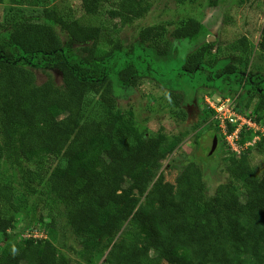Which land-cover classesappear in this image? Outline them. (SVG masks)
Returning <instances> with one entry per match:
<instances>
[{
	"label": "trees",
	"instance_id": "trees-1",
	"mask_svg": "<svg viewBox=\"0 0 264 264\" xmlns=\"http://www.w3.org/2000/svg\"><path fill=\"white\" fill-rule=\"evenodd\" d=\"M57 1L0 0L11 6L36 2L51 9L52 21L0 23V39L7 33L12 46L10 52L0 43V163L10 161L22 172L21 188L0 182V202L18 209L46 185L64 205L67 224L82 249L93 253L109 248V264H264V169L250 166L245 155L228 157L230 180L212 197L195 162L179 168L175 183H155L167 155L159 154L166 137L147 135L118 108L107 70L120 64L123 44L117 41L103 50L102 26L90 20L113 0H81L84 18L61 14ZM121 1L120 10L133 18L149 11L146 0ZM58 26L82 46L78 51L67 49ZM202 28L190 18L174 34L193 40ZM163 30L149 26L140 31L141 40L156 43L161 55L169 49L159 45ZM262 32L264 51V27ZM209 46L189 55L187 73L203 69ZM27 57L54 67L62 83L49 78L37 84L34 71L20 61ZM235 69L230 65L227 72ZM116 75L118 83L135 85V62L124 58ZM250 93L259 94L260 102L258 113L248 114L264 125V79ZM237 110L246 113L238 104ZM234 129L229 125V132ZM253 135L244 130L240 142ZM263 143L264 135L256 145ZM55 220L36 227L48 231ZM12 224L0 207V235ZM0 264H70V259L55 252L49 241L27 237L6 246Z\"/></svg>",
	"mask_w": 264,
	"mask_h": 264
},
{
	"label": "rangeland",
	"instance_id": "rangeland-1",
	"mask_svg": "<svg viewBox=\"0 0 264 264\" xmlns=\"http://www.w3.org/2000/svg\"><path fill=\"white\" fill-rule=\"evenodd\" d=\"M121 2L113 0L106 4L99 15L90 20L102 26L103 50H111L113 44L120 41L123 49L119 53V63L124 58L135 62V85L118 83L116 71L120 64L115 70H107L114 85L118 108L147 135L161 134L166 137L159 154L167 155L162 158V168L155 183H175L179 168L195 162L203 170L207 196L212 197L218 186L230 180L228 157L237 154L241 158L245 155L250 166L262 171L264 143L257 147L253 135L249 148L234 152L222 133L215 111L210 110L209 102L236 97L242 111L258 113L256 108L260 97L259 94L252 96L250 89L264 79V51L260 46L264 0H146L149 11L140 19L121 11ZM56 5L63 15L85 17L81 0H58ZM50 12V8L40 7L36 2L26 6L0 4V23L30 18L51 23ZM190 18L202 24L200 34L193 40L176 38V28ZM149 26L164 27L159 45L169 48L166 54L161 55L156 43L141 40L140 31ZM57 30L67 49L76 52L82 47L73 42L60 26ZM7 35L3 34L2 37L6 38L0 39V43L12 52ZM207 44L210 46L203 69L187 73L184 65L189 55ZM20 61L34 71L37 84L41 85L49 78L56 84L62 83L60 72L40 59L27 57ZM230 65L237 69L234 73L227 72ZM238 73L247 75L248 81L241 79ZM252 97L251 104L245 106ZM260 114L264 116V110ZM215 135L218 146L207 154L205 147L213 143ZM3 138L0 127V141ZM21 174V169L14 163L7 160L0 163V182L21 188ZM37 194L29 197L28 204L19 205L18 209L0 202L5 215L13 222L7 234L0 235V253L6 246L34 234L38 223L43 228V224H50L56 219L48 231L43 229L45 234L42 238L49 241L55 252L66 254L70 264H109V248L93 253L82 249L67 224L64 205L48 193L46 185L39 187ZM140 199H144L143 195Z\"/></svg>",
	"mask_w": 264,
	"mask_h": 264
},
{
	"label": "built area",
	"instance_id": "built-area-1",
	"mask_svg": "<svg viewBox=\"0 0 264 264\" xmlns=\"http://www.w3.org/2000/svg\"><path fill=\"white\" fill-rule=\"evenodd\" d=\"M209 103L210 107L215 111V117L220 121L224 137H226V140L228 139L227 141H229L234 152H240V150L252 145V141L240 142L241 133L244 130L255 132V139L253 138L255 143L264 135V125L255 121L253 117L249 116L250 114L241 113L237 110V98L225 97ZM229 125L235 126L233 132H229ZM42 230V228L35 230V233L31 234L30 237L43 238L45 231L43 230L42 232Z\"/></svg>",
	"mask_w": 264,
	"mask_h": 264
},
{
	"label": "water",
	"instance_id": "water-1",
	"mask_svg": "<svg viewBox=\"0 0 264 264\" xmlns=\"http://www.w3.org/2000/svg\"><path fill=\"white\" fill-rule=\"evenodd\" d=\"M213 141H214V143L212 144L211 147H209L210 151L207 150L208 151L207 154H211L217 148V146H218V144H217V135L214 136Z\"/></svg>",
	"mask_w": 264,
	"mask_h": 264
},
{
	"label": "flooded vegetation",
	"instance_id": "flooded-vegetation-1",
	"mask_svg": "<svg viewBox=\"0 0 264 264\" xmlns=\"http://www.w3.org/2000/svg\"><path fill=\"white\" fill-rule=\"evenodd\" d=\"M213 143H214V141H213ZM213 143H211V144H209L208 146H206L205 149L208 150V151H210V150H209V147H211Z\"/></svg>",
	"mask_w": 264,
	"mask_h": 264
}]
</instances>
